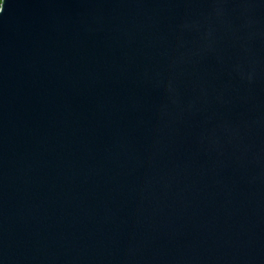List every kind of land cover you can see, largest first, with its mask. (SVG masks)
Listing matches in <instances>:
<instances>
[{
  "label": "water",
  "instance_id": "water-1",
  "mask_svg": "<svg viewBox=\"0 0 264 264\" xmlns=\"http://www.w3.org/2000/svg\"><path fill=\"white\" fill-rule=\"evenodd\" d=\"M0 264H264V0H4Z\"/></svg>",
  "mask_w": 264,
  "mask_h": 264
},
{
  "label": "snow or ice",
  "instance_id": "snow-or-ice-1",
  "mask_svg": "<svg viewBox=\"0 0 264 264\" xmlns=\"http://www.w3.org/2000/svg\"><path fill=\"white\" fill-rule=\"evenodd\" d=\"M4 4V0H0V5Z\"/></svg>",
  "mask_w": 264,
  "mask_h": 264
}]
</instances>
